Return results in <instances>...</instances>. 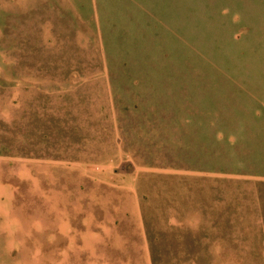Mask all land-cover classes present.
Segmentation results:
<instances>
[{"label": "rangeland", "instance_id": "rangeland-1", "mask_svg": "<svg viewBox=\"0 0 264 264\" xmlns=\"http://www.w3.org/2000/svg\"><path fill=\"white\" fill-rule=\"evenodd\" d=\"M0 264H264V0H0Z\"/></svg>", "mask_w": 264, "mask_h": 264}]
</instances>
